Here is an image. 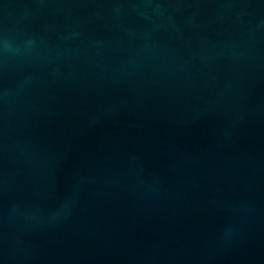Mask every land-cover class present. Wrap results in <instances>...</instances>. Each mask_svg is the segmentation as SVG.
Listing matches in <instances>:
<instances>
[{
  "label": "water",
  "instance_id": "95a60500",
  "mask_svg": "<svg viewBox=\"0 0 264 264\" xmlns=\"http://www.w3.org/2000/svg\"><path fill=\"white\" fill-rule=\"evenodd\" d=\"M0 264H264V0H0Z\"/></svg>",
  "mask_w": 264,
  "mask_h": 264
}]
</instances>
